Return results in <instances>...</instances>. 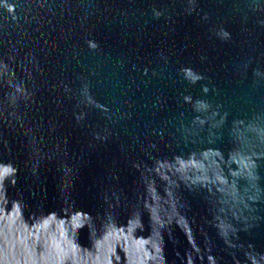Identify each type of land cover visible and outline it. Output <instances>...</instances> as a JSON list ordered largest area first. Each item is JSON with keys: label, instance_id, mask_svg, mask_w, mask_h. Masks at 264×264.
Segmentation results:
<instances>
[{"label": "water", "instance_id": "1", "mask_svg": "<svg viewBox=\"0 0 264 264\" xmlns=\"http://www.w3.org/2000/svg\"><path fill=\"white\" fill-rule=\"evenodd\" d=\"M0 264H264V0H0Z\"/></svg>", "mask_w": 264, "mask_h": 264}]
</instances>
